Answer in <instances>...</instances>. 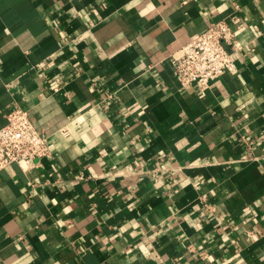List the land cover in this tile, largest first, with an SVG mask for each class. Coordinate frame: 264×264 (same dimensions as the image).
I'll list each match as a JSON object with an SVG mask.
<instances>
[{
	"label": "crops",
	"instance_id": "crops-1",
	"mask_svg": "<svg viewBox=\"0 0 264 264\" xmlns=\"http://www.w3.org/2000/svg\"><path fill=\"white\" fill-rule=\"evenodd\" d=\"M221 18L236 72L181 86ZM16 107L53 153L0 172V264H264V0H0Z\"/></svg>",
	"mask_w": 264,
	"mask_h": 264
},
{
	"label": "built area",
	"instance_id": "built-area-1",
	"mask_svg": "<svg viewBox=\"0 0 264 264\" xmlns=\"http://www.w3.org/2000/svg\"><path fill=\"white\" fill-rule=\"evenodd\" d=\"M232 22L218 19L171 56L173 73L181 86H196L205 92L225 73L236 72L233 54L241 45ZM6 118L7 123L0 128V172L13 164L29 171L52 156L49 138L35 127L26 109L16 107Z\"/></svg>",
	"mask_w": 264,
	"mask_h": 264
}]
</instances>
